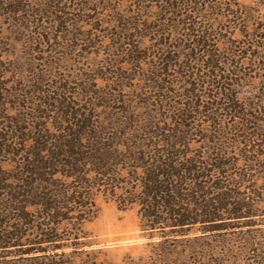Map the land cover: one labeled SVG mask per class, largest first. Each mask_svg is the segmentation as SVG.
Masks as SVG:
<instances>
[{
	"label": "rangeland",
	"instance_id": "374dc122",
	"mask_svg": "<svg viewBox=\"0 0 264 264\" xmlns=\"http://www.w3.org/2000/svg\"><path fill=\"white\" fill-rule=\"evenodd\" d=\"M191 1L177 10V0H0L6 184L35 136L65 124L61 103L155 122L190 155L233 165L202 170L218 187L208 197L225 198L216 220L152 230L138 204L96 192L94 216L63 222L51 242L29 230L0 244V264H264V0ZM220 85L232 108L215 98ZM240 195L249 216L228 214ZM1 209L0 233L16 232L17 212Z\"/></svg>",
	"mask_w": 264,
	"mask_h": 264
},
{
	"label": "trees",
	"instance_id": "16d2710c",
	"mask_svg": "<svg viewBox=\"0 0 264 264\" xmlns=\"http://www.w3.org/2000/svg\"><path fill=\"white\" fill-rule=\"evenodd\" d=\"M177 1L180 2L177 10L185 3L199 4ZM191 36L196 35L188 34ZM203 42L197 39L194 45ZM219 90L215 98H222L229 105L233 99L229 88L220 85ZM61 105L60 121L65 124L57 132L35 136V145L24 156V167L11 177L15 181L6 184L7 178L0 177L1 211L17 212L16 219L21 221L15 226L16 232L2 228L0 244L17 241L29 230L33 237H38V243L57 240L60 224L77 225L96 214V192L109 195L121 208L138 204L142 218L152 230L190 227L218 218L217 212L225 198L219 193L208 197L212 194L208 188H218L217 183L208 182L213 177L208 172L218 171L224 165L228 167L230 160L190 155L179 148L178 138L163 135L155 122L144 124L121 117L105 119L90 109L74 111L69 103ZM15 123L16 120L12 129L20 132ZM0 136L3 138V133ZM206 166L214 169L204 173ZM245 199L240 195L236 207L228 214L249 216L252 205ZM194 209H201L202 213L193 214Z\"/></svg>",
	"mask_w": 264,
	"mask_h": 264
}]
</instances>
